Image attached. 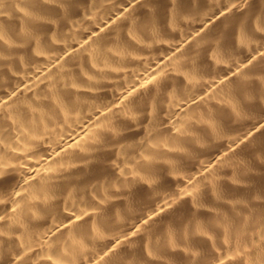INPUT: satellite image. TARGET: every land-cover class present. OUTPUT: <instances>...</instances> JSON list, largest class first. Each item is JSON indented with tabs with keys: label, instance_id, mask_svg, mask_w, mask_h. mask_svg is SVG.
<instances>
[{
	"label": "bare ground",
	"instance_id": "1",
	"mask_svg": "<svg viewBox=\"0 0 264 264\" xmlns=\"http://www.w3.org/2000/svg\"><path fill=\"white\" fill-rule=\"evenodd\" d=\"M0 264H264V0H0Z\"/></svg>",
	"mask_w": 264,
	"mask_h": 264
}]
</instances>
